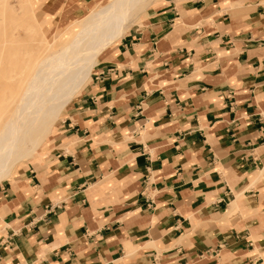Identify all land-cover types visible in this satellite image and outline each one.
<instances>
[{
    "label": "crops",
    "instance_id": "crops-1",
    "mask_svg": "<svg viewBox=\"0 0 264 264\" xmlns=\"http://www.w3.org/2000/svg\"><path fill=\"white\" fill-rule=\"evenodd\" d=\"M97 59L0 182V264H264V0H157Z\"/></svg>",
    "mask_w": 264,
    "mask_h": 264
},
{
    "label": "bare ground",
    "instance_id": "bare-ground-1",
    "mask_svg": "<svg viewBox=\"0 0 264 264\" xmlns=\"http://www.w3.org/2000/svg\"><path fill=\"white\" fill-rule=\"evenodd\" d=\"M21 1L29 11L27 0ZM153 1L108 0L97 10L90 9L67 42L63 37L58 40L56 32L50 40L44 35L36 40L20 29L18 35L10 33L7 21L11 17L4 12L11 5L3 7V2L0 12L6 26L0 25V182L11 176L17 162L32 157L64 106L88 83L100 53L137 22ZM17 21L21 26L24 23L22 17Z\"/></svg>",
    "mask_w": 264,
    "mask_h": 264
},
{
    "label": "rangeland",
    "instance_id": "rangeland-1",
    "mask_svg": "<svg viewBox=\"0 0 264 264\" xmlns=\"http://www.w3.org/2000/svg\"><path fill=\"white\" fill-rule=\"evenodd\" d=\"M6 1L0 0V8L2 7L3 2H4L3 7L4 6L6 7L7 3H9L11 5L10 9H8L7 11L4 12L5 15H8L9 17H11V20L7 21L8 22V29L11 31L10 33L18 35L21 30H22L21 32H23V30H24V32L26 31L25 33L29 32L31 35L33 34L32 37H34V39H36V40L39 37H41V35H44V37L46 39L49 38L48 40H50L52 38L50 36H53V34L55 35L56 33H59L58 37H56V38L59 40L63 37V38H65L66 42L69 39V35H71V33L73 34L75 32V30L78 29V27L81 23V20L83 19V17L85 15H87L89 13L90 9L91 10H97L98 7L104 5L105 3L108 2V0H92L91 3L87 6V8H86V6H84V8L77 15H69V14L63 15V16H60V17L55 18L54 20H51L48 22V21H43L45 15L42 12H40L37 8L34 9V7H31L28 0H27V2H28V5L30 6L28 8L29 11L26 10L27 5L21 0L19 2H17L18 0L17 1L16 0H6ZM155 1H157V0H154L153 2H155ZM153 2H151V4ZM140 16H139V18H140ZM21 17H22L23 22L24 23L26 22L25 24L23 23L22 26L17 21V19L21 18ZM1 18H2V13L0 12V25L6 26V24H5L6 22H4V20H2ZM33 19L36 21L34 23H36L37 25L39 24V26H36V24L33 23ZM135 23H137V22L132 23V25ZM19 29H20V31H19ZM40 31H41V33H40ZM54 32H56V33H54ZM33 43L35 44L36 47L39 46L38 43H35V42H33ZM97 61H98V59H96V63H97ZM93 68H92V70H93ZM91 74H92V71L90 73V77H91ZM89 81H90V79H89ZM63 109H62L60 114H62ZM59 117H60V115H59ZM58 118H57V120H58ZM57 120L55 121L54 125L52 126V129L55 126ZM52 129H51V131H52ZM51 133H49V135L45 137V139L43 140L41 145L38 147L36 152L32 154V156L41 150L42 145L44 144L45 140L51 135ZM26 161H27V159H24V160L17 162L13 167L12 173L19 166H21L22 163H26ZM12 173H11V175H12Z\"/></svg>",
    "mask_w": 264,
    "mask_h": 264
}]
</instances>
